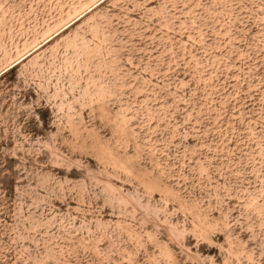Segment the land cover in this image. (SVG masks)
Listing matches in <instances>:
<instances>
[{"label": "rangeland", "instance_id": "374dc122", "mask_svg": "<svg viewBox=\"0 0 264 264\" xmlns=\"http://www.w3.org/2000/svg\"><path fill=\"white\" fill-rule=\"evenodd\" d=\"M0 264H264V0H0Z\"/></svg>", "mask_w": 264, "mask_h": 264}]
</instances>
